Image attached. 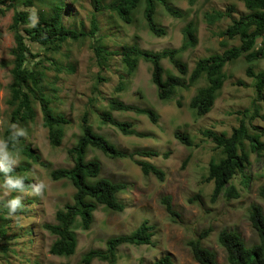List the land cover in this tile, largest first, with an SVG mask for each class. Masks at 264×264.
I'll return each instance as SVG.
<instances>
[{
	"label": "rangeland",
	"instance_id": "1",
	"mask_svg": "<svg viewBox=\"0 0 264 264\" xmlns=\"http://www.w3.org/2000/svg\"><path fill=\"white\" fill-rule=\"evenodd\" d=\"M109 1L99 0L101 8L96 10L94 0H64L63 21L68 27L88 33L91 17L95 15L99 26L95 42L97 39L103 48L111 51H119L124 45H137L142 50L150 51L177 48L182 41V28L188 21H193L197 26L198 42L179 57V62L187 66L184 77L188 76L198 58L221 53L225 48L240 43L237 38L228 39L217 33L229 25L233 18L248 12L239 0H195L193 4L189 0H168L184 13L183 17L177 18L156 2L155 20L165 29V35L157 37L147 28L140 11L134 13L131 23H125L114 11L104 7ZM231 5L234 9L229 17L214 25L204 22L205 12L225 10ZM38 7L39 3L34 1L33 6L24 9L35 13ZM12 14L11 8L0 15V132L9 123L5 99L11 80L10 49L14 45L9 27ZM261 40V37L256 39L255 49L261 45ZM222 41H225L224 46L221 45ZM91 42L89 37L67 40L57 50L28 42L31 51L37 54L36 59H43L48 66L42 82L54 88L48 91L53 95L52 105L64 113L69 124L65 127L61 145L51 146L42 125L39 105H36L35 120L26 128V143H31L41 158L50 163V167L48 169L29 162L28 175L33 184L43 182L46 189L39 196L32 195L31 190L11 193L22 196L24 207L15 215H8L5 221L0 219V224L5 223L8 237L0 239V245L6 242L9 247L6 253H0V264H35L36 261L37 264H80L83 253L88 249H104L106 238L130 233L143 221L153 226L152 243L120 246L116 264H146L164 254H170L174 264H197L185 241L208 227H212V231L202 243L216 251L219 264H228L216 236L221 229L227 228L237 231L248 245L256 242L248 211L251 204H259L264 209V201L258 195V188L264 184V152L259 156L250 154L251 163L244 171L245 175L251 176L247 185L241 174L232 179L240 193L238 198L229 200L220 196L211 202L213 185L202 179L209 160L217 157L219 150L215 149L209 138L202 135V131L211 129L228 135L241 119L245 120L250 131L264 130L263 120L250 117L255 112L254 107L259 114H264V100L255 97L254 80L246 74L247 62L239 58L224 67L226 79L212 109L205 115L197 116L195 110L189 107V100L198 87L205 85L204 78L188 89L178 88L173 99L161 101L151 81L149 62L139 59L135 71L129 74L121 56H102L99 59ZM161 63L167 72L181 75L176 64L167 59ZM263 68L264 58L254 62L255 73ZM119 82L124 85L121 90H117ZM110 98L153 110L158 115L157 122L153 123L146 115L132 111H112L118 120L132 123L134 129L141 133L140 136L124 135L110 125L101 124L98 117L101 111L97 109L107 108ZM177 99L181 101V106L176 104ZM85 110L88 111L92 128L119 148L126 151L138 148L158 151V156L135 155L133 158L153 163L163 170L165 176L161 181L153 174L144 175L132 159L111 158L97 149L89 148L87 159H98L101 163L100 176L127 184L126 190L118 194L124 210L113 212L98 206L90 229L76 230L78 244L75 253L67 257L55 256L49 252L54 236L43 228V224L55 221L56 209L71 202L74 189L66 180H52L49 170L71 166L67 149L75 144L80 134L79 123ZM176 131L186 133L193 145L186 146L178 141L174 137ZM261 140L264 142V136ZM163 152L169 155L163 157ZM23 163L25 160L19 153V164ZM164 194L171 195L173 207L180 214L177 221L169 217L159 202L160 196ZM0 197L7 199L9 196H3V190L0 189ZM91 264L107 262L95 259Z\"/></svg>",
	"mask_w": 264,
	"mask_h": 264
},
{
	"label": "trees",
	"instance_id": "2",
	"mask_svg": "<svg viewBox=\"0 0 264 264\" xmlns=\"http://www.w3.org/2000/svg\"><path fill=\"white\" fill-rule=\"evenodd\" d=\"M34 1L39 3L35 13L24 9V7L33 6ZM194 1L189 0V3L193 4ZM239 1L243 3L248 12L233 18L231 23L217 34L228 39L237 38L240 43L225 48L221 53H211L198 58L188 76L184 77L187 73V66L179 62V57L188 49L194 48L198 42L197 26L193 21H188L182 28V41L177 48L150 51L142 50L137 45H124L119 51H111L103 48L97 39L95 42V34L99 30L95 15L91 17L88 33L68 27L64 23V0H0V15H4L11 8L13 9L9 27L14 41V45L10 49L12 56L11 80L7 86L8 96L5 99L9 109V123L0 132L1 139L8 136L9 128L13 124L26 129L30 123H33L37 104L41 112L42 125L47 131L51 146L61 145L65 127L69 124V119L64 113L52 105L53 95L48 91L53 87L42 82L48 66L44 64L43 59H36L37 54L31 51L28 42L49 50H57L67 40L89 37L97 58L119 55L129 74L135 71L139 59H143L151 65V81L155 85L157 97L161 101L173 99L178 88L188 89L204 78L205 85L198 87L189 100V107L195 110L197 116L205 115L212 109L218 92L226 79L224 67L239 58H244L248 64L246 74L254 80L255 97L257 100H264V68L256 73L253 71L254 62L264 58V0ZM156 2H159L164 10L173 17L184 16V13L173 7L168 0H110L104 7L114 11L125 23H131L134 13L140 11L149 31L155 36L161 37L165 35V29L160 27L155 20ZM94 5L96 10H100L99 0H94ZM233 9L234 7L231 5L227 6L225 10L205 12L203 20L207 25H214L223 18L229 17ZM259 37L262 38L261 45L255 49L256 39ZM221 45L224 46L225 41H222ZM164 59L176 64L181 75L167 72L161 63ZM123 88V83L119 82L117 90ZM176 104L181 106V101L177 99ZM97 110L101 111L98 114L101 124L110 125L124 135L140 136L141 133L134 129L132 123L115 118L112 111H132L146 115L153 123H156L158 118L153 110L125 103L118 98H110L107 108ZM254 111L250 117H258L264 121V114H259L256 107H254ZM80 120V134L75 144L67 149L71 166L49 170V177L52 180H66L74 189L71 202L56 209L55 221L43 224V228L54 236L49 245V252L55 256L67 257L75 253L78 244L76 230L90 229L94 220V212L98 206H103L113 212L124 210V204L118 194L126 190L127 184L100 176L101 163L98 159H87L89 148L97 149L111 158L132 159L144 175L153 174L161 181L165 176L163 170L153 163L133 158L135 155L158 156L160 155L158 151L144 148L132 151L123 150L92 128L87 110L83 112ZM202 135L209 138L214 143L215 149L219 150V155L209 160L207 172L202 179L213 185L210 194L211 202H215L220 196L229 200L238 198L240 193L232 183V179L241 174L246 185L250 181L251 176L245 175L244 171L251 163V153L259 156L264 152V142L261 140L264 130L250 131L245 120L241 119L238 126L233 127L228 135L216 133L211 129H204ZM174 137L186 146L193 145L186 133L176 131ZM15 148L23 156L25 163L15 167L11 174L24 177L26 190H31L33 183L28 175L29 162L37 163L48 169L50 163L41 158V155L32 148L31 143H26V137L20 138ZM161 155L167 157L169 154L163 152ZM2 180L3 175L0 174V181ZM258 195L264 201V184L258 188ZM15 196L12 194L8 198ZM159 202L173 221L180 218V214L173 207L171 195H161ZM248 212L249 223L257 237L256 242L248 245L237 231L227 228H223L217 233V243L223 249L228 264H264V209L259 204H251ZM7 216L6 211H0L1 220L5 221ZM4 224H0V239H8L6 237L7 228ZM211 231L212 227H208L200 231L196 237L185 241L192 259L197 264H219L216 251L202 243V240L208 237ZM153 235V226L147 221H143L130 233L106 238L104 249H88L83 253L80 264H91L95 259L105 261L107 264H116L117 250L120 246L150 245ZM8 249L6 242L0 245V253H6ZM37 263L36 261L35 264ZM146 264H174V261L170 254H164Z\"/></svg>",
	"mask_w": 264,
	"mask_h": 264
},
{
	"label": "clouds",
	"instance_id": "3",
	"mask_svg": "<svg viewBox=\"0 0 264 264\" xmlns=\"http://www.w3.org/2000/svg\"><path fill=\"white\" fill-rule=\"evenodd\" d=\"M27 136V130L13 124L9 128V134L5 139H0V174L3 180L0 181V189L3 190V196H11V193H24L26 186L24 177L15 176L11 173L19 164V152L15 145L20 138ZM46 189L43 182L35 183L31 186V194L35 196L41 195ZM24 207L22 196H15L8 199L0 197V211H6L7 215L13 216Z\"/></svg>",
	"mask_w": 264,
	"mask_h": 264
}]
</instances>
